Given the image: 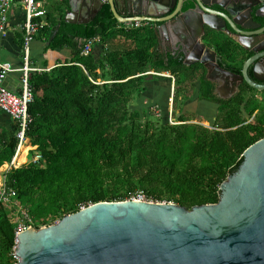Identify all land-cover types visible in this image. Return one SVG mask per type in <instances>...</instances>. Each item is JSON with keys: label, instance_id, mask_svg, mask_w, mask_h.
<instances>
[{"label": "trees", "instance_id": "obj_1", "mask_svg": "<svg viewBox=\"0 0 264 264\" xmlns=\"http://www.w3.org/2000/svg\"><path fill=\"white\" fill-rule=\"evenodd\" d=\"M47 20L40 31L47 49L69 48L74 57L31 74L34 101L26 135L41 159L8 174V185L36 228L95 203L126 201L138 191L188 209L217 203L222 183L239 170L244 152L264 138V100L245 91L229 102L216 99L203 70L160 56L152 31L115 29L118 21L107 3L89 24ZM96 37L105 46L98 61L94 53L82 55ZM116 39L122 41L113 47ZM148 71L177 76L175 103L193 99L201 82L199 99L221 104L214 129L189 122L198 118L190 112L182 113L177 125L144 121L132 104L147 90ZM19 131L15 122L0 135V168L16 155ZM14 230L9 212L0 209V264L10 263L3 259L11 256Z\"/></svg>", "mask_w": 264, "mask_h": 264}, {"label": "water", "instance_id": "obj_2", "mask_svg": "<svg viewBox=\"0 0 264 264\" xmlns=\"http://www.w3.org/2000/svg\"><path fill=\"white\" fill-rule=\"evenodd\" d=\"M171 1L107 3L117 21L127 23L154 20L156 10L176 7ZM196 1L206 8V18L222 24L226 21L236 31L238 26L247 29L230 7L216 4L227 12L221 14L208 9L211 4L207 0ZM105 4L103 0H69L65 21L89 24ZM200 26L214 31L226 28L213 26L208 20ZM212 53L218 72L230 76ZM248 81L264 90V86ZM243 156L239 170L222 183L217 203L193 209L173 202L95 203L53 225L19 234L15 249L18 264H264V138Z\"/></svg>", "mask_w": 264, "mask_h": 264}, {"label": "flooded vegetation", "instance_id": "obj_3", "mask_svg": "<svg viewBox=\"0 0 264 264\" xmlns=\"http://www.w3.org/2000/svg\"><path fill=\"white\" fill-rule=\"evenodd\" d=\"M207 1L211 4L208 9L221 14L227 12L216 4L230 7L239 23L247 29L238 26L236 31L226 21L222 24L206 18V8L196 0H172L171 5H176L174 9L164 7L156 10L158 17L141 21L142 28L154 33L159 54L167 63L181 61L186 67L203 70L210 93L216 99L229 102L243 91L248 97L257 98L259 94H264V90L251 85L248 79L255 85L264 86V0ZM207 20L213 26L225 28L226 25V28L224 31H214L205 26L203 30L201 22L205 23ZM202 44L206 46L205 49ZM212 52L216 53L218 64L230 76L218 72L216 63L212 60ZM203 59L205 63L201 62ZM246 65L248 78L244 74ZM163 73L170 74L167 77L173 86L174 103L177 76L171 71ZM195 86V94L198 92L200 96L203 85L198 82ZM170 92L171 89L169 96ZM212 105H216L218 110L221 107V104ZM172 108L174 109V105Z\"/></svg>", "mask_w": 264, "mask_h": 264}, {"label": "built area", "instance_id": "obj_4", "mask_svg": "<svg viewBox=\"0 0 264 264\" xmlns=\"http://www.w3.org/2000/svg\"><path fill=\"white\" fill-rule=\"evenodd\" d=\"M106 1L107 0H103V2ZM17 5L22 6L24 10V39L22 45L23 64L21 67L17 68L10 62L0 60V109L19 124L20 131L18 133V139L20 146L22 143L29 141L26 132L32 122V117L29 111V107L34 101L33 89L30 85L31 74L33 72H46L52 68L41 69L33 67L31 64L32 45L36 36L44 27L49 25L47 21V10L44 7L43 0H0V32L3 34L7 32L10 13ZM141 27H143V23L141 21L129 22L124 26L126 30H134ZM99 42V37L89 39L85 44L82 55L88 56L93 53L94 46ZM13 73L21 74V81L23 85L21 95L11 92L5 86L6 78L8 75ZM152 73L157 75L155 72ZM169 123L172 125L180 124L174 122L172 116L170 117ZM40 158L41 155H36V161ZM20 166L21 165L17 164L15 155L12 161L6 164L7 169L4 171V176L0 177V209H5L9 212L12 223L15 225V241L11 252L12 260L9 264H18L20 262V258L15 255V249L19 245L18 235L31 228L37 229L28 210L19 201L16 190L8 185L9 172L12 169L19 168ZM128 200L153 202L141 191L135 193ZM84 208L85 207H82V209Z\"/></svg>", "mask_w": 264, "mask_h": 264}, {"label": "crops", "instance_id": "obj_5", "mask_svg": "<svg viewBox=\"0 0 264 264\" xmlns=\"http://www.w3.org/2000/svg\"><path fill=\"white\" fill-rule=\"evenodd\" d=\"M108 1V0H107ZM107 1L105 3H107ZM44 7L47 10V18L49 16H53V18L57 19L58 21L63 19L65 20L66 12L69 11V0H43ZM108 4V3H107ZM99 6L97 5L96 8ZM23 20H24V10L22 6L17 5L10 13L9 23H8V30L5 34L0 32V60L5 62L12 63L15 67L19 68L23 64V51H22V44L24 39L23 34ZM48 21V20H47ZM129 23V22H127ZM127 23H121L118 21V24L115 29L124 28ZM49 24V22H48ZM144 29V28H139ZM117 40V41H116ZM113 43V47L120 44L122 40L116 39ZM49 43L46 41L45 37L39 33L36 36V39L32 45V57H31V64L33 67L41 68V69H48L54 68L57 65L65 64L67 62L72 61L73 59V52L69 48H62V49H47ZM111 47V46H110ZM105 46L102 43H97L94 46L93 53L95 55L96 61L100 60L104 54ZM167 80H159V81H151V83L155 84L156 93L162 91L163 93L167 91V93L172 88L170 84V79L167 76H161ZM15 79H21L20 73H13L8 75L5 80V86L13 93L19 95L22 93L21 87H18V84H15L13 81ZM167 81V82H166ZM7 84V85H6ZM149 84L147 83V90L141 95L142 102L145 100V95L149 93ZM166 93V94H167ZM148 101V99H147ZM150 102V101H149ZM153 102V101H151ZM154 103L156 104L155 107L160 108V112L166 116L167 113V103L165 100L160 98L159 100ZM152 104V103H151ZM135 107V106H133ZM138 110L140 108L135 107ZM144 109V107H143ZM142 109V110H143ZM15 121L4 111L0 109V135H4L5 133H9L14 127ZM0 144V149H1ZM7 163L4 165L6 166Z\"/></svg>", "mask_w": 264, "mask_h": 264}, {"label": "rangeland", "instance_id": "obj_6", "mask_svg": "<svg viewBox=\"0 0 264 264\" xmlns=\"http://www.w3.org/2000/svg\"><path fill=\"white\" fill-rule=\"evenodd\" d=\"M152 72H155V71H148L147 72V75H149L147 77L151 81H153V80L159 81L161 79L167 80L164 77H160V76H156L155 74H152ZM163 74H164L163 76H169L170 75L169 73H163ZM13 81H14L15 84H18L19 88L21 87V89H22L23 85H22L21 79L13 78ZM151 81H150L149 88H148L149 89V93L144 96L146 101L142 102V98H139L141 96L135 95L134 101H133V104H132L133 106L141 109L140 110L141 117H142V119L144 121L152 119L154 121H160V122L166 123V122H170V117L172 116L174 122L182 124L183 122H181L179 120V116L182 113L190 112V113H195L197 115V117H198L197 119L192 120V121H195V123L206 124V125L214 127V122H215L216 116L219 113L218 107L216 105L208 104V103H205V102H200L199 101L198 92L194 95L192 100L190 99L188 101L187 100L185 101L184 97H180L177 100L176 103L175 102L173 103L172 102L173 101V97H172L173 96V94H172L173 93V86L171 88V92L169 93L170 96L168 95L167 91L164 92V93L162 91H160L157 94L156 93V91H157L156 87L157 86L155 87V84L151 83ZM101 82H105V81H101ZM195 88H196V86H195ZM19 95H21V94H19ZM160 98L165 100L166 103H167L166 116H164V114H162L160 112V108L159 107H155L156 104L154 103V101L156 102L157 99L159 100ZM147 99H148V101H147ZM257 99L260 102H262L264 100V94H259L257 96ZM151 101H153V102H151ZM173 105H174V109L172 108ZM143 107H144V109H143ZM254 117H255V115H254ZM254 117L250 121H252L254 119ZM192 121H189V122H192ZM19 148H20V146L17 147V149H19ZM16 153H17V150H16ZM29 162H36V150L30 144V140L25 142V150L20 155V161L18 162V165L23 166V165H25V164H27ZM6 169H7V167L5 165H3L0 168V177L4 176V171ZM153 202H157V201H153ZM15 219H16V217H15ZM59 220L40 222L38 227L39 228L48 227L50 225H53V224L57 223ZM3 260L4 261L7 260L8 262H10L12 260V257L10 256L9 259H3Z\"/></svg>", "mask_w": 264, "mask_h": 264}, {"label": "bare ground", "instance_id": "obj_7", "mask_svg": "<svg viewBox=\"0 0 264 264\" xmlns=\"http://www.w3.org/2000/svg\"><path fill=\"white\" fill-rule=\"evenodd\" d=\"M21 147H22V148H21ZM24 150H25V142L22 143V144L20 145V148H19L18 151H17V154H16V161H17V164H18V162L20 161V155H21V153H22Z\"/></svg>", "mask_w": 264, "mask_h": 264}]
</instances>
